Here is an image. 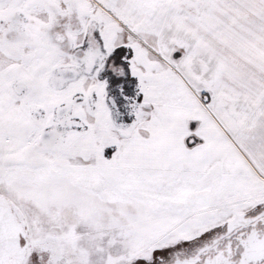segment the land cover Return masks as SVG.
<instances>
[{
	"label": "snow or ice",
	"instance_id": "6c2138e0",
	"mask_svg": "<svg viewBox=\"0 0 264 264\" xmlns=\"http://www.w3.org/2000/svg\"><path fill=\"white\" fill-rule=\"evenodd\" d=\"M0 264H264V0H0Z\"/></svg>",
	"mask_w": 264,
	"mask_h": 264
}]
</instances>
